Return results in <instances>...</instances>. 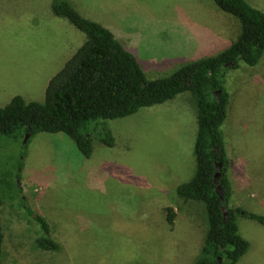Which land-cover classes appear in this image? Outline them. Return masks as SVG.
<instances>
[{
	"label": "rangeland",
	"instance_id": "obj_1",
	"mask_svg": "<svg viewBox=\"0 0 264 264\" xmlns=\"http://www.w3.org/2000/svg\"><path fill=\"white\" fill-rule=\"evenodd\" d=\"M52 1L0 0V106L21 93L42 101L45 80L86 38L53 14ZM66 1L109 28L148 79L170 75L187 61L162 29L168 19L181 21L191 13L197 20L203 16L197 10L212 16L231 42L240 31L238 19L213 0ZM224 85L229 102L221 129L231 204L264 215V52L254 66L239 61L238 68L228 70ZM108 126L114 145H104L92 132L90 157L61 131L37 132L25 143L24 133L0 138V174L6 172L8 180L10 172L12 182L0 190V264L195 263L206 211L203 203L176 194L196 169L192 92L108 120ZM19 198L50 224L59 249L37 251L39 227ZM167 206L177 209L173 227L165 220ZM237 224L249 242L237 264H264V225L243 216Z\"/></svg>",
	"mask_w": 264,
	"mask_h": 264
},
{
	"label": "trees",
	"instance_id": "obj_2",
	"mask_svg": "<svg viewBox=\"0 0 264 264\" xmlns=\"http://www.w3.org/2000/svg\"><path fill=\"white\" fill-rule=\"evenodd\" d=\"M217 7L238 19L240 31L234 41L214 55L182 64L170 75L148 79L136 57L101 23L80 15L66 0H53L51 10L65 17L86 38L63 66L47 81L42 101H25L16 94L0 106V138L37 132H64L79 152L90 157L92 132L106 146L114 136L108 120L135 113L140 108L162 103L178 93L191 91L196 106L197 133L194 143L196 169L193 177L176 187L185 200L203 203L207 227L200 254L194 264H237L249 242L238 230L239 216L264 225V215L231 204L230 161L221 129L229 102L224 76L238 68L258 63L264 52V12L247 0H213ZM221 163L218 168L217 164ZM219 175L213 180L215 172ZM0 174V190L12 185ZM19 177V173H16ZM23 208L39 227L37 251H55L59 244L46 219L19 198ZM165 220L173 224L174 210L164 208ZM3 240L0 222V250Z\"/></svg>",
	"mask_w": 264,
	"mask_h": 264
},
{
	"label": "crops",
	"instance_id": "obj_3",
	"mask_svg": "<svg viewBox=\"0 0 264 264\" xmlns=\"http://www.w3.org/2000/svg\"><path fill=\"white\" fill-rule=\"evenodd\" d=\"M247 1L264 12V6L262 5L264 0ZM196 13H201L203 16L201 15V17L196 20L194 17H191L193 15L190 13V15L187 14L181 17V21L178 18H171L165 22L164 27L162 28L171 35V39L174 40L175 45L180 47V51L185 53L183 58L187 61L184 63L204 57L215 50L220 51L231 43L228 35L222 30L217 29L215 26L216 20L212 16H208L205 12H198L197 10ZM204 16L207 17V20H205ZM47 80L48 78L45 80V85ZM21 94L25 101H28L31 98L30 94ZM172 208L174 213H176L177 209L174 207ZM175 220H177V217L174 215L171 227L175 224ZM182 220L184 219H180V221Z\"/></svg>",
	"mask_w": 264,
	"mask_h": 264
},
{
	"label": "water",
	"instance_id": "obj_4",
	"mask_svg": "<svg viewBox=\"0 0 264 264\" xmlns=\"http://www.w3.org/2000/svg\"><path fill=\"white\" fill-rule=\"evenodd\" d=\"M28 136H29V134H28V133H25V134H24V138H23V142H24V143L26 142V140H27ZM217 167H218V168H220V167H221V163H220V162L217 164ZM218 175H219V172H218V171H217V172H215V173H214V176H213V180H215V179H216V177H217Z\"/></svg>",
	"mask_w": 264,
	"mask_h": 264
}]
</instances>
